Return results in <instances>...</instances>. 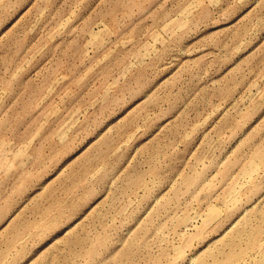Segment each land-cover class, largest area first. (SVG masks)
<instances>
[{
	"label": "rangeland",
	"instance_id": "374dc122",
	"mask_svg": "<svg viewBox=\"0 0 264 264\" xmlns=\"http://www.w3.org/2000/svg\"><path fill=\"white\" fill-rule=\"evenodd\" d=\"M0 264H264V0H0Z\"/></svg>",
	"mask_w": 264,
	"mask_h": 264
}]
</instances>
